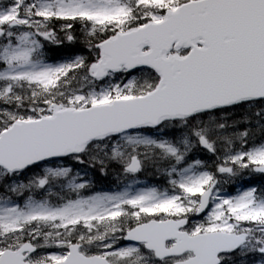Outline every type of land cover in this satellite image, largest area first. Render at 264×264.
<instances>
[{"label":"snow or ice","instance_id":"obj_1","mask_svg":"<svg viewBox=\"0 0 264 264\" xmlns=\"http://www.w3.org/2000/svg\"><path fill=\"white\" fill-rule=\"evenodd\" d=\"M254 173L264 0H0V264H264Z\"/></svg>","mask_w":264,"mask_h":264},{"label":"rangeland","instance_id":"obj_2","mask_svg":"<svg viewBox=\"0 0 264 264\" xmlns=\"http://www.w3.org/2000/svg\"><path fill=\"white\" fill-rule=\"evenodd\" d=\"M149 173H153L151 169L140 174V176L138 177V179L140 180V184L141 185H148V186H156L155 182L148 181L145 178ZM108 176H109V179H111V186H114V187L116 186L115 189H113L111 191H115L118 188L122 187L123 178L118 176L116 169H109L107 176H100L98 172L95 174V178L100 182H102L103 178H107ZM248 177H249V175L246 174L245 176H243L241 178H237L234 183H229V184L224 185L223 187H224L225 193L227 194L225 189H228L230 186L233 187V192L231 194H236L238 191L244 190L245 188L239 187V184L242 181H245L244 179H247ZM157 178L158 177L156 176V178L154 180H157ZM161 185H163V184H161ZM98 188H100V191H104V189L102 187L98 186Z\"/></svg>","mask_w":264,"mask_h":264},{"label":"trees","instance_id":"obj_3","mask_svg":"<svg viewBox=\"0 0 264 264\" xmlns=\"http://www.w3.org/2000/svg\"><path fill=\"white\" fill-rule=\"evenodd\" d=\"M77 47H75L74 49L76 48H80V49H83V47L81 46L82 44H75ZM68 54V51L67 50H60L59 52L57 50H53L50 55L53 56V57H57V56H60V55H66Z\"/></svg>","mask_w":264,"mask_h":264}]
</instances>
